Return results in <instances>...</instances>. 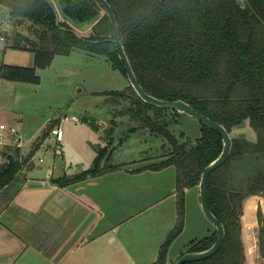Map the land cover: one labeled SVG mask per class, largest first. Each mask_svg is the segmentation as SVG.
<instances>
[{"label":"trees","instance_id":"obj_1","mask_svg":"<svg viewBox=\"0 0 264 264\" xmlns=\"http://www.w3.org/2000/svg\"><path fill=\"white\" fill-rule=\"evenodd\" d=\"M93 1L102 9L97 0ZM242 1L243 7L238 0H106L116 16L122 46L142 89L159 100L185 102L222 125L232 138L229 159L207 182L208 207L224 227L223 245L212 258L187 264H247L243 222L244 231L251 225L246 222V206L251 198L261 193L264 196V0ZM0 8L6 9L13 20L29 22V35L18 31L10 47L29 52L34 58L31 68L0 65L1 79L39 85L36 71L48 68L56 56H68L73 50L107 58L113 70L126 78L106 13L103 20L109 26L107 33L100 22L91 27L88 37L74 30L98 17L83 0H0ZM98 95L114 99L122 107L118 117H127L135 124L125 140L147 132L167 145L166 159L150 167L154 171L167 167L175 170L178 224L153 263L167 264L169 248L183 230L185 194L198 188L205 168L219 157L221 137L200 122V137L194 141L184 131L176 136L173 128L186 116L146 104L131 86ZM87 121L98 131L95 122ZM245 123L255 134V141L232 137L233 130ZM113 133L114 128L107 132L111 141ZM44 139L42 136L41 141ZM115 147L98 150L91 170L52 183L65 188L108 173L115 168L107 164ZM21 165L18 156L7 157L0 166V192L13 185ZM258 221L263 222L261 214ZM216 237L214 230L183 254L209 249ZM253 259L254 264H264L261 226Z\"/></svg>","mask_w":264,"mask_h":264},{"label":"rangeland","instance_id":"obj_2","mask_svg":"<svg viewBox=\"0 0 264 264\" xmlns=\"http://www.w3.org/2000/svg\"><path fill=\"white\" fill-rule=\"evenodd\" d=\"M83 2L91 6L98 17L95 22L87 23L91 24L87 30L74 29L77 34L90 36L91 27L97 22L103 24L107 33L109 26L103 20L105 11L93 0ZM28 27L27 20H13L8 11L0 8V38L5 37V42L0 39V65L33 67L31 53L11 48L4 52L5 44H11L18 31L29 35ZM38 76L39 85L0 79V125L6 127L0 133L7 143L20 138V150L26 156L40 146L31 157L32 172L38 179L45 180L50 178L49 172L76 175L91 170L98 150L106 147L109 150L111 146H116L107 163L115 168L100 178H89L76 188L80 189L76 193L82 199L97 208L91 217L90 233H107L96 245V242L89 245V251L102 253L108 247L107 237H117L120 245H114L113 250L131 253L128 254L136 264L154 263L160 247L178 224L175 170L173 167L161 171L150 169L166 159V143L147 132L131 135L125 140L129 128L135 124L129 123L127 117H118L122 107L115 104L114 99L98 95L128 88L127 79L119 71L113 70L107 58L79 50H73L68 56H56L48 68L38 71ZM72 117L77 120L73 121ZM87 120L95 122L98 131ZM179 122L180 125L173 128L176 136L184 131L193 141L200 137L197 120L186 116ZM59 124L64 140L56 144L50 131ZM11 128L17 130V135L10 134ZM111 128H114L112 141L107 137ZM41 134L45 139L49 135L51 137L42 142ZM231 135L255 141V134L247 123L233 130ZM120 141L122 145L119 147ZM31 146L34 149L31 150ZM16 148L0 146V166L5 164L2 153L19 157ZM29 149L31 151L28 152ZM56 149L61 151L60 155L56 154ZM249 201L250 218L247 224L251 226L244 231L243 222L242 240L247 264H254L253 255L258 250L257 221L259 214L264 215V200L257 197ZM212 227L201 211L198 188L188 190L185 194L183 230L169 248L167 264H174L192 243L209 236L208 231Z\"/></svg>","mask_w":264,"mask_h":264},{"label":"crops","instance_id":"obj_3","mask_svg":"<svg viewBox=\"0 0 264 264\" xmlns=\"http://www.w3.org/2000/svg\"><path fill=\"white\" fill-rule=\"evenodd\" d=\"M10 48V44H5L4 52ZM50 135L42 142L49 139ZM41 136L42 134L39 137ZM62 142L55 140L56 144ZM20 148L22 149V146ZM20 148L15 151L19 152L22 170L13 185L0 192V264H136L129 256L131 253L112 249L120 242L117 237H107L105 243L108 247H105L102 253L89 251V245L95 242L96 245L107 233H90L91 217L97 208L76 193L80 190L76 188L86 180L65 188L52 183L53 180L72 178L83 172L76 175L66 172H55V175L54 172H49L48 180L38 179L32 172L31 160L24 162L30 154L26 156ZM39 148L30 149L35 151ZM56 154L60 155L61 151L56 149ZM9 155L2 153L4 163ZM214 230L212 227L208 233L211 235ZM186 251L185 249L184 252Z\"/></svg>","mask_w":264,"mask_h":264},{"label":"water","instance_id":"obj_4","mask_svg":"<svg viewBox=\"0 0 264 264\" xmlns=\"http://www.w3.org/2000/svg\"><path fill=\"white\" fill-rule=\"evenodd\" d=\"M99 5L102 7V9L105 11L109 18V22L112 29V42L115 47V50L118 54L119 60L123 64V68L126 74V79L129 83V85L133 88L134 92L137 94V96L146 104H149L151 106L161 108V109H169L173 110L177 113L183 114L187 117L193 118L200 122L201 124L209 127L210 129L218 132V134L221 137L222 140V151L219 155V157L211 162L204 170L201 176V181L198 186L199 190V200H200V207L203 215L207 219L209 223L214 227L215 231L217 232L216 241L214 244L207 250L202 252H192V253H186L182 255L174 264H187V263H196L208 260L212 258L214 255H216L219 250L221 249L224 239H225V231L223 225L218 221V219L212 214L208 207L207 203V182L209 179V176L222 167L226 161L229 159L231 150H232V138L230 134L226 131V129L210 120L209 118L205 117L202 114H199L198 112L194 111L188 104H186L183 101H174V102H168L164 100L156 99L150 95H148L142 87L138 84L136 77L134 75V72L132 70V67L130 65V62L126 56L124 47L122 46L120 35H119V29H118V23L116 16L111 8V6L106 2V0H97ZM238 3L241 7L244 6V2L242 0H238ZM91 24H85L81 27H79L80 31H85L87 28H89Z\"/></svg>","mask_w":264,"mask_h":264},{"label":"built area","instance_id":"obj_5","mask_svg":"<svg viewBox=\"0 0 264 264\" xmlns=\"http://www.w3.org/2000/svg\"><path fill=\"white\" fill-rule=\"evenodd\" d=\"M0 39H1L2 42H4V40H5L4 37H1ZM65 120H67V119H65ZM72 120L73 121H76L77 119L75 117H72ZM4 130H6V127L3 126V125L0 126V131H4ZM9 132H10V134L12 136L17 135V133H18L16 131V129H14V128H11L9 130ZM50 133L55 138V140L57 142H62L63 141L64 133H63V130L61 129V127H55V128H53L50 131ZM6 140L7 139L5 138V136L2 133H0V146H5V145H9L10 146L11 145V146H15L17 148H20L22 146V141H21L20 138L14 139V141H12L11 143H7Z\"/></svg>","mask_w":264,"mask_h":264},{"label":"flooded vegetation","instance_id":"obj_6","mask_svg":"<svg viewBox=\"0 0 264 264\" xmlns=\"http://www.w3.org/2000/svg\"><path fill=\"white\" fill-rule=\"evenodd\" d=\"M253 198H257V197H253ZM258 198L264 200V196L262 195V193H261V196H258ZM251 201H252V200H251ZM251 201H249V202L247 203V206H246V214H247V210H248V205L250 204ZM262 217H263V222L259 223V221H257V222H258L257 224H258V227L261 226V227H263V230H264V215H263V214H262ZM258 220H259V218H258ZM258 231H259V230H258Z\"/></svg>","mask_w":264,"mask_h":264},{"label":"bare ground","instance_id":"obj_7","mask_svg":"<svg viewBox=\"0 0 264 264\" xmlns=\"http://www.w3.org/2000/svg\"><path fill=\"white\" fill-rule=\"evenodd\" d=\"M248 217L250 218V216H249V212H248V210H247V214H246V222H247Z\"/></svg>","mask_w":264,"mask_h":264}]
</instances>
